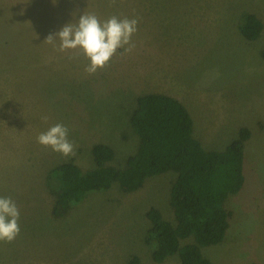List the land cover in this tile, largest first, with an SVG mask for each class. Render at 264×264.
<instances>
[{
  "label": "rangeland",
  "instance_id": "374dc122",
  "mask_svg": "<svg viewBox=\"0 0 264 264\" xmlns=\"http://www.w3.org/2000/svg\"><path fill=\"white\" fill-rule=\"evenodd\" d=\"M83 13L138 21L132 50L119 49L91 75L82 55L43 42ZM245 13L263 24L256 40L239 31ZM149 93L186 107L205 151L220 153L241 128L250 131L244 184L224 202L226 234L201 252L213 264H264V0H0V197L20 213L19 235L0 242V264H127L131 256L157 264L144 242L145 214L154 207L174 223L175 173L151 177L132 193L116 183L90 193L61 219L51 215L46 185L58 164L92 169L97 143L114 151L110 165L124 168L139 143L130 116ZM57 123L69 129L74 155L36 142ZM162 264L181 263L174 255Z\"/></svg>",
  "mask_w": 264,
  "mask_h": 264
},
{
  "label": "trees",
  "instance_id": "16d2710c",
  "mask_svg": "<svg viewBox=\"0 0 264 264\" xmlns=\"http://www.w3.org/2000/svg\"><path fill=\"white\" fill-rule=\"evenodd\" d=\"M262 29V22L253 14L242 15L239 31L244 39H258ZM130 124L139 143L124 168L110 165L114 151L107 144L97 143L91 148L92 169L84 171L69 162L49 171L46 185L54 198L52 217L63 218L90 193L108 191L115 183L123 193H132L147 179L173 172L176 177L169 205L174 223L165 220L157 208H149L144 242L152 246L151 258L157 264L174 255L181 264H213L201 249L221 243L226 234L228 212L224 202L244 184L243 149L250 131L241 128L238 137L220 153L205 151L193 136L186 107L158 93L136 99ZM188 238L193 242L181 246V241ZM127 264H140L139 258L131 256Z\"/></svg>",
  "mask_w": 264,
  "mask_h": 264
},
{
  "label": "clouds",
  "instance_id": "9594fccd",
  "mask_svg": "<svg viewBox=\"0 0 264 264\" xmlns=\"http://www.w3.org/2000/svg\"><path fill=\"white\" fill-rule=\"evenodd\" d=\"M115 2L109 0L110 5ZM137 23L136 19H118L116 16L102 22L94 13H83L75 23L64 25L43 42L52 45L57 52L82 55L88 61L84 71L91 75L106 67L119 49L124 52L132 50V36L137 31ZM42 119L46 121L47 117ZM68 135L69 129L57 123L38 134L36 142L67 157L75 154ZM19 215L18 207L10 197H0V242L11 243L19 235Z\"/></svg>",
  "mask_w": 264,
  "mask_h": 264
}]
</instances>
